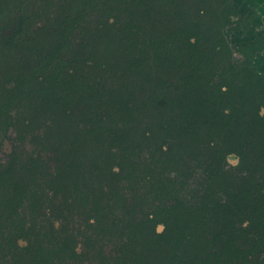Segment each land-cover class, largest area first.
<instances>
[{"label": "rangeland", "instance_id": "obj_1", "mask_svg": "<svg viewBox=\"0 0 264 264\" xmlns=\"http://www.w3.org/2000/svg\"><path fill=\"white\" fill-rule=\"evenodd\" d=\"M158 16L154 0H0V264H264L246 221L259 152L246 141L216 165L218 138L163 128L155 95L185 75L150 49ZM259 16L226 29L234 57L264 35ZM253 66L264 74V55Z\"/></svg>", "mask_w": 264, "mask_h": 264}, {"label": "trees", "instance_id": "obj_2", "mask_svg": "<svg viewBox=\"0 0 264 264\" xmlns=\"http://www.w3.org/2000/svg\"><path fill=\"white\" fill-rule=\"evenodd\" d=\"M154 6L159 14L156 23L160 33L150 49H156L166 57L174 55L187 59L186 63L191 60L190 65H186L190 69L189 75H181L182 85L171 86L164 81L171 93L161 90L155 95L158 100L163 96L164 105H156L164 112L162 117L167 124L163 128L198 142L206 140L211 144L218 138L214 147L218 157L224 155L222 148L227 145L232 147L244 138L250 142L259 152L255 157L257 163L252 164L254 174L251 179L254 186H258L259 194L250 204L246 221L249 227L264 234V188L259 189L264 186V114L261 112L264 74L253 67L256 55L264 52V38L240 45L236 51L244 59L240 63L233 62L230 58L234 50L226 30L245 32L256 13L243 17L233 0H214L216 11L208 18H200L203 9L199 10L197 18L192 17L190 8L178 0H154ZM216 56L229 59L221 70H214ZM168 113L171 116L168 117ZM173 220L180 227L181 235L191 226V220H184L176 213ZM152 231L159 236L154 225ZM233 243L235 240L231 238L226 245L229 247Z\"/></svg>", "mask_w": 264, "mask_h": 264}, {"label": "flooded vegetation", "instance_id": "obj_3", "mask_svg": "<svg viewBox=\"0 0 264 264\" xmlns=\"http://www.w3.org/2000/svg\"><path fill=\"white\" fill-rule=\"evenodd\" d=\"M234 1L235 0H233V5H234ZM238 12H239V14L240 15H242L241 14V12L238 10ZM253 12H257V11H253ZM250 15V14H249ZM249 15H247V16H249ZM243 17H247V16H244V15H242ZM259 16V13L257 12L256 13V16L253 18V20H252V22H251V25H250V27L248 28V30H246L245 32H249V30H250V28L252 27V24L254 23V20H255V18H257ZM229 30V29H228ZM232 31V30H231ZM240 32H242V31H240ZM228 33V32H227ZM242 33H244V32H242ZM229 36V35H228ZM258 37H262V38H264V35H261V34H258L257 36L255 35L254 37H253V39H249V41H245V43H247V42H252V41H255L256 40V38H258ZM245 43H243V44H245ZM230 45H231V43H230ZM232 47V46H231ZM233 49V48H232ZM237 52V51H236ZM239 53V52H238ZM261 53H264V52H261ZM240 54V53H239ZM258 54H260V53H258ZM257 54V55H258ZM241 55V54H240ZM257 55H256V57H257ZM219 58H221V59H223L224 60V63H223V65L221 66V67H219V64H218V62H217V59H219ZM230 58V57H229ZM244 59V57L243 56H241V57H239V58H237V57H234V54H233V56L230 58V60H232L233 62L235 61V62H242V60ZM187 59H180V62L182 63V66H184V68H183V70H184V74H186V76H188L189 75V73H190V69H189V66H186V65H190V62H191V60H189L190 62H185ZM228 58H226V57H217L216 56V61H215V64H216V66H214L215 68H214V70L216 69V70H221V69H223L224 68V65H226L227 64V62H228ZM255 61V60H254ZM254 67V66H253ZM260 72V71H259ZM260 73H262V72H260ZM263 74V73H262ZM263 109H264V107H262V110H261V112H262V114H264V111H263ZM233 124H235V125H237L238 123H236V122H234ZM238 133V132H237ZM240 134V133H239ZM247 141V139L246 138H244L243 140L241 139L238 143H236V145H233L232 147H229L230 145H227V147H225V148H222V150L224 151V155H222V156H220V157H218L217 155H216V152H217V150L214 152L215 153V158H216V160H215V164L216 165H220V164H222L225 160H227L228 159V157L229 156H232V155H238V153H240L241 152V154H239V155H242V157L243 158H245L246 156H245V150H244V148L242 149V146H240V145H242L243 144V142H246ZM218 143V142H217ZM220 143V142H219ZM248 144V145H247ZM247 144H246V147L245 148H248V149H250V151L252 152V151H255L254 150V147H252L251 146V144H250V142L249 141H247ZM216 146H217V144H216ZM252 166V165H251ZM249 172V174H251L252 172H250V170L248 171ZM254 174V173H253ZM255 188H258V186H255ZM264 188V186H259V189H263ZM248 223V222H247Z\"/></svg>", "mask_w": 264, "mask_h": 264}, {"label": "crops", "instance_id": "obj_4", "mask_svg": "<svg viewBox=\"0 0 264 264\" xmlns=\"http://www.w3.org/2000/svg\"><path fill=\"white\" fill-rule=\"evenodd\" d=\"M257 2V3H256ZM238 3H240V0H235L234 1V5L235 7L241 12L242 15L247 16L249 15L251 12L253 11H257L258 13H260L261 15H264V9L260 8V5H262V3H264V0H243V5L249 7L247 9L242 8L243 10L240 9V7L238 6ZM262 9V10H261ZM260 18V16H259ZM257 20V18L254 20V22ZM249 41V40H246ZM264 53H260L257 55V57L263 56ZM256 57V59H257ZM255 59V60H256Z\"/></svg>", "mask_w": 264, "mask_h": 264}]
</instances>
